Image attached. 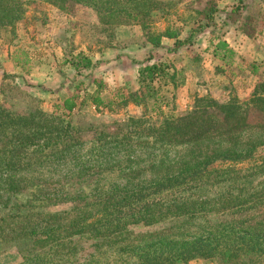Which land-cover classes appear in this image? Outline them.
Wrapping results in <instances>:
<instances>
[{"label": "rangeland", "instance_id": "obj_1", "mask_svg": "<svg viewBox=\"0 0 264 264\" xmlns=\"http://www.w3.org/2000/svg\"><path fill=\"white\" fill-rule=\"evenodd\" d=\"M23 2L22 18L12 28H0V218L12 223L4 230L12 228L19 239L0 251V264H33L19 254L29 248L27 232L65 227L118 198L162 206L155 212L163 214L161 221L168 204L190 202L200 222L210 217L209 210H224L227 215L216 216L229 220L239 216L234 205L241 201H264V103L260 110L248 102L255 91L264 97V29L258 33L264 0H138L129 15L114 19L69 0ZM133 15L149 22L135 25ZM232 28L239 36L227 43L225 31ZM161 33H177L181 40L168 42L167 53L157 50L152 42ZM146 42L153 46L152 61L165 66L166 75L152 84L158 99L97 109L92 103L97 83L104 85L99 92L104 103L119 93L129 99L140 90L138 80L133 87V44ZM219 42L230 57L216 48ZM82 56L95 64L77 73L71 62ZM120 56L124 59L115 60ZM68 99L75 103L71 113L63 109ZM213 103L242 106L241 113H249L239 138L175 143L169 125ZM214 111L222 117L220 109ZM235 144L238 149L259 146L260 157L217 159L194 181L173 176ZM113 210L106 212L114 215ZM125 220L127 230L138 235L166 226L143 227L132 215ZM143 241L130 236L120 244ZM117 245L102 246L103 262L133 264L126 254H116ZM188 264L216 263L195 259Z\"/></svg>", "mask_w": 264, "mask_h": 264}, {"label": "trees", "instance_id": "obj_2", "mask_svg": "<svg viewBox=\"0 0 264 264\" xmlns=\"http://www.w3.org/2000/svg\"><path fill=\"white\" fill-rule=\"evenodd\" d=\"M23 1L33 0H0V28H12L14 23L22 18L24 7ZM65 2L67 0H60ZM93 9L100 17L107 15L108 18H116L121 15H129L130 7L138 0H69ZM147 1V0H145ZM153 5L154 2H151ZM134 9V8H133ZM212 12V11H211ZM145 13H138L145 15ZM103 14V15H102ZM135 14V18L136 15ZM134 18L135 25L144 27L149 21H138ZM208 18L209 15H208ZM149 20V19H148ZM119 24H122L119 22ZM260 31L264 29V18L259 22ZM245 31V29H243ZM4 34L10 33L6 30ZM177 35V33H176ZM170 33H161L156 40L152 42L154 47L160 45L163 37H175ZM177 37V36H176ZM217 49L223 50L230 57L232 52L224 42H219ZM18 64V62H16ZM71 65L75 71L86 70L92 67V63L87 57H77ZM166 75L165 66L160 64H145L138 70L137 80L140 83V90L129 96V99L119 93L115 99L104 100L100 97L101 89H104L102 83H97V92L92 99L93 105L101 110H114V106L120 103L145 104L149 98L157 97V91L152 84L158 78ZM96 84V83H95ZM251 104H258L259 109L264 103V97L257 95L256 91L248 101ZM241 107L234 105L218 106L216 103L207 105L205 108L187 112L176 118L175 122L169 125L172 130V137L175 143H193L196 144L202 140H213L214 137L225 139L239 138L242 134L241 128H245L249 113H241ZM63 109L71 113L75 109V103L72 99L64 101ZM220 109L222 117L214 110ZM259 110V111H260ZM217 117V119L215 118ZM247 120V121H246ZM261 123L257 122L259 127ZM260 147H264L261 144ZM257 145L250 146L247 149H238L234 146L226 147L213 156H208L201 160H196L191 166L180 169L175 178L180 176L189 177L195 180L207 166L215 160L221 161H245L258 158L260 156ZM263 163H264V158ZM226 174V173H222ZM184 178V177H183ZM198 183V182H197ZM162 187V184H156ZM170 186V184H167ZM193 184H187V187ZM10 187L7 185L8 191ZM133 198H118L111 203H104L97 212L90 211L80 214L70 225L57 228L45 227L37 232H27L26 239L28 249L19 251L23 262H33V264H108L103 262L105 258L103 250L104 244H118L115 247L116 254L124 253L128 256V261L133 259V264H188L195 259L213 261L216 264H260L264 262V201L254 198L249 201H241L234 205L238 209L239 216L231 217L229 220H218L216 215H227L222 210V214L211 213L210 217H201V222L197 221V210L190 206V202L181 204H168V213L162 219V213L158 216L155 212L162 206L148 204L147 202H138L132 204ZM251 205L246 206V204ZM246 206V207H245ZM81 207V206H78ZM83 207H87L86 204ZM77 208V207H76ZM113 208L114 215L106 212ZM176 209V210H173ZM193 209V210H192ZM193 211V212H192ZM103 213V215H102ZM236 214V213H234ZM245 214L244 216H242ZM110 217L106 219L107 216ZM133 217V222L140 220L143 227H151L161 223L166 226L152 234L146 233L138 235L127 230L128 217ZM213 215V216H212ZM88 218L91 221L88 222ZM216 218V219H215ZM160 219V220H159ZM160 221V222H159ZM215 223H212L214 222ZM4 225L11 226V222L0 218V251L9 243L18 239L13 237L14 231L4 230ZM8 229V230H9ZM133 236V240L147 238L142 244H120L126 242ZM142 238V239H140ZM92 241L90 247H83V241ZM19 241V239H18ZM17 246L20 244H16ZM113 246L111 247V249ZM112 264L118 263L110 261Z\"/></svg>", "mask_w": 264, "mask_h": 264}, {"label": "crops", "instance_id": "obj_3", "mask_svg": "<svg viewBox=\"0 0 264 264\" xmlns=\"http://www.w3.org/2000/svg\"><path fill=\"white\" fill-rule=\"evenodd\" d=\"M225 33H226L227 36H226V39L225 38L224 39L226 40L227 43L229 42V39H231L233 41L236 38L235 36H239V32L236 31V29H234V28L228 29V31H225ZM241 36H243V35H241ZM134 39L135 38H133V40ZM172 39H175V41H178V39L181 40V38H178V37H172V38L163 37L161 39V43H160L159 47H156V49L158 50V48H159V50H163V51L166 50V53H167V51H169V48H166L167 46H165V45H168L167 43L170 42ZM153 53H154L153 52V46L150 43H148V42H146L145 45H141V46H139L137 44L136 45L133 44V56L132 57H133V64H134L133 65V87H134V90L137 89V88H135L134 84H135V82L137 80L138 70L140 68V66H136L135 67V65H139V63H138L139 61L143 62V58L145 57L146 54H148V57H147L148 59L144 62V64L142 63V66H144L145 63H147V64L148 63L149 64L155 63V62L152 61L153 58H151L152 57L151 54H153ZM121 59H124V57L120 56L118 58H115V60H117V61L121 60ZM91 63H92V67H93L95 62L91 61ZM115 63H117V62L115 61ZM73 70L75 71V69H73ZM75 72L80 73V71H75Z\"/></svg>", "mask_w": 264, "mask_h": 264}]
</instances>
